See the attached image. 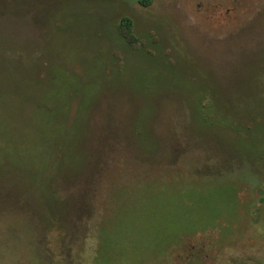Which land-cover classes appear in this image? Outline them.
<instances>
[{"label":"rangeland","instance_id":"1","mask_svg":"<svg viewBox=\"0 0 264 264\" xmlns=\"http://www.w3.org/2000/svg\"><path fill=\"white\" fill-rule=\"evenodd\" d=\"M258 182L264 0H0V264H264Z\"/></svg>","mask_w":264,"mask_h":264},{"label":"trees","instance_id":"2","mask_svg":"<svg viewBox=\"0 0 264 264\" xmlns=\"http://www.w3.org/2000/svg\"><path fill=\"white\" fill-rule=\"evenodd\" d=\"M139 2L144 6H149L153 2V0H139ZM119 32H120V35L125 39V41H127L130 45H133V46L139 45L138 38L133 31V20L129 16H123L120 19ZM211 104H212V100L210 98H208L207 101L202 103V108H200V111H199L201 113L203 120H205L206 122L209 121V119L211 120L212 118H214L213 114H211V113L207 114L206 113V112H210V105ZM204 113L206 115L203 116ZM47 122L48 121L45 122V125L47 127L53 126V124H54V122L52 120H50L48 122V124H47ZM249 168H250V166H249ZM227 171H228V169L225 170L222 173V175L226 174ZM205 178H208V177H205ZM210 178H212V177H210ZM255 178H256V176H255ZM160 183H163V182H160ZM255 187L264 191V189L260 188L261 187L260 182H258V184H256ZM161 205H164L163 202H161ZM11 219H13V217H11V216H6L5 218L0 219V239L4 238V236H5V230H4L5 228H7L8 230L12 229ZM16 219H17V221L21 222V224L19 226L28 230V228L25 227V222L23 221V219H21L19 217H17ZM200 225H201L200 230H205V229H208L209 227L215 226V225H205L204 226V224H200ZM23 228H19V229H23ZM29 233H30V231H29Z\"/></svg>","mask_w":264,"mask_h":264}]
</instances>
